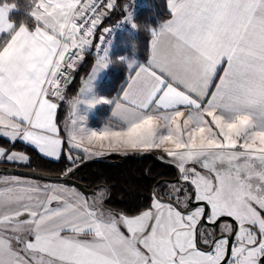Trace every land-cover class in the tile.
<instances>
[{"label":"snow or ice","instance_id":"obj_1","mask_svg":"<svg viewBox=\"0 0 264 264\" xmlns=\"http://www.w3.org/2000/svg\"><path fill=\"white\" fill-rule=\"evenodd\" d=\"M15 7L0 2V163L31 170L0 175V264H264V0H167L143 60L110 55L113 30L137 27L120 0H31L18 25ZM114 9L123 19L94 44ZM110 63L127 65L125 86L88 98ZM101 101L113 107L95 130L79 105ZM109 154L176 171L149 170L140 199L115 206L107 181L72 179ZM35 155L63 167L37 171Z\"/></svg>","mask_w":264,"mask_h":264},{"label":"trees","instance_id":"obj_2","mask_svg":"<svg viewBox=\"0 0 264 264\" xmlns=\"http://www.w3.org/2000/svg\"><path fill=\"white\" fill-rule=\"evenodd\" d=\"M130 0H120V2H129ZM0 2H7L14 4L16 7L10 11V19L17 25L20 21L27 19V13L30 10V0H0ZM167 0H145V4L137 7L134 11V19L140 27H133V31L126 29L124 22H121L124 27L117 32L115 39V50L112 57L118 58L127 55L131 57L133 54L137 55L138 60H143L146 57L147 44L150 39V34L146 30V25L156 26L160 20L168 18ZM123 19V12L117 10H110L109 17H106L98 26L97 37L94 42H98V35L102 27H111L116 22ZM120 36V37H119ZM115 37V36H114ZM135 44V49H134ZM88 63L85 67L82 64L79 70H76L77 75H74V83L76 84L78 78L86 75L95 58L94 50L85 54ZM127 65L123 63H112L106 79L99 85V92L107 96H114L119 93L121 88L125 86L127 78ZM74 84V85H75ZM0 142L5 141L0 138ZM19 148L28 151L30 154L32 150L25 146ZM63 165L58 162L49 161L41 158L38 155L33 157V168L39 171L56 173ZM164 167L158 164L150 157H144L138 160L127 159L119 165L110 164L106 162H94L86 165L80 169L74 178L86 184V186L105 180L113 187L112 203L115 206H126L135 203L141 197V193L151 184L152 176L147 173L151 170L152 175L156 173L165 174Z\"/></svg>","mask_w":264,"mask_h":264},{"label":"crops","instance_id":"obj_3","mask_svg":"<svg viewBox=\"0 0 264 264\" xmlns=\"http://www.w3.org/2000/svg\"><path fill=\"white\" fill-rule=\"evenodd\" d=\"M114 44H115V42H114ZM92 66H93V64H92ZM92 66H91V68H92ZM91 68L89 70L90 72H91ZM90 72H88L86 75H84L82 77L83 78H87V76L89 75ZM107 73H108V71H107ZM74 75H77L76 71L74 72ZM104 77H105V74H102L100 76L99 81H97L96 85H94V88L92 90L93 94H96L97 96H100V97H107V98H111V97L116 96L118 93L115 94L114 96H107V95L99 92V85L101 84V82H103V80L106 79L107 75H106L105 79H103ZM74 84L75 83H74V76H73V79L71 80V82L66 87V95L68 97H71L70 95H71L72 92H73V94H76L77 93L78 88L81 85V79L78 78V80L76 82V84H78V86L74 87L75 86ZM101 104H102V109H104V115L101 116L100 113H99L95 118L94 117H91V116H88L89 113L86 110H84L83 106L80 105L81 114L87 116L86 123H87V126L89 128H92V129H95V130L102 129L103 128V125L107 122L109 116L111 115V111H112L113 105L110 104V103L104 102V101H101ZM66 111H67V105H66V103H62L60 109H58V115L61 118H63L66 115V113H67ZM85 112H87V113H85ZM0 145H3V143L0 142ZM19 146H24V145H18V147ZM22 150H24V149H22ZM0 164H3V163H0ZM0 175H9V174H0Z\"/></svg>","mask_w":264,"mask_h":264},{"label":"rangeland","instance_id":"obj_4","mask_svg":"<svg viewBox=\"0 0 264 264\" xmlns=\"http://www.w3.org/2000/svg\"><path fill=\"white\" fill-rule=\"evenodd\" d=\"M125 3H127L128 4V6H129V8H131V9H133V13H134V11H135V9L137 8V7H139V6H141V5H143V4H145V0H130L129 2H125ZM134 15V14H133ZM124 24H125V27H126V29H128V30H131V31H133V24L132 23H130V22H128V21H124ZM117 35V34H116ZM116 35H115V37H113V43H112V45H111V48H110V55L112 56V54L114 53V50H115V48H116V46H115V44H114V42H115V39L117 40V37H116ZM120 37V36H119ZM95 43H97V42H94V44ZM94 50V49H93ZM95 52V51H94ZM135 57L136 59H138V57H137V55H135V54H133L131 57ZM87 63H88V60H87V57H86V55H85V59H84V61H82L81 62V64H82V67H85L86 65H87ZM94 63V62H93ZM111 64L112 63H110L106 68H104V69H102L98 74H97V77H96V79H95V81H94V85H96V83H97V81H99V79H100V76L102 75V74H105V77H106V75H107V71H108V69L110 68V66H111ZM79 68V67H78ZM75 69L74 70V72L76 71V70H79V69ZM90 72V71H89ZM90 74V73H89ZM105 77L103 78V79H105ZM81 79V78H80ZM102 79V80H103ZM104 81V80H103ZM99 83V82H98ZM76 86H78V84H75V86L74 87H76ZM80 87H81V85H80ZM79 87V88H80ZM79 88H78V91H77V93L76 94H73V92L71 93V97H76V96H79L80 94H79ZM94 88V87H93ZM93 90V89H92ZM93 95H96V94H93V92L91 91V92H89L88 94H87V97L88 98H91ZM97 96V95H96ZM81 106H83V108H84V110H86L89 114H88V116H91V117H96L99 113H100V115L102 116V115H104V109H102V104H101V102H99V103H96V104H94V105H88V104H85V103H81L80 104ZM80 105H79V108H80ZM67 112V111H66ZM87 112H85V113H87ZM89 119V118H88Z\"/></svg>","mask_w":264,"mask_h":264},{"label":"water","instance_id":"obj_5","mask_svg":"<svg viewBox=\"0 0 264 264\" xmlns=\"http://www.w3.org/2000/svg\"><path fill=\"white\" fill-rule=\"evenodd\" d=\"M144 157H150V158H152L153 160H155L158 163L173 167V166H171L170 164H168V163H166L164 161L158 160L152 154H143V155L131 154L129 156H122V155H119V154H109V155H107L105 157H102V158H93V159L87 161L84 166L92 164L94 162H106V163H110V164L119 165V164H122L123 162H125L127 159L138 160V159H141V158H144ZM84 166H82L81 168H83ZM5 168L9 169V171H4ZM30 170L31 169L16 170L11 165L0 164V174L20 175V174H24L26 171H30ZM37 171H39V170H37ZM46 173H48V172H46ZM48 174L49 175H53V176L56 175V173H48ZM72 179L75 181L77 186H80L82 188V190H86V191L89 190L87 187H85L86 184L84 182H82L80 180H77L74 177Z\"/></svg>","mask_w":264,"mask_h":264},{"label":"flooded vegetation","instance_id":"obj_6","mask_svg":"<svg viewBox=\"0 0 264 264\" xmlns=\"http://www.w3.org/2000/svg\"><path fill=\"white\" fill-rule=\"evenodd\" d=\"M155 161V160H154ZM158 163V162H157ZM158 164H160V165H162V166H164V167H167V169H165V174L166 175H169V176H171V175H174L175 174V171H176V169L174 168V167H170V166H167V165H163V164H161V163H158Z\"/></svg>","mask_w":264,"mask_h":264},{"label":"built area","instance_id":"obj_7","mask_svg":"<svg viewBox=\"0 0 264 264\" xmlns=\"http://www.w3.org/2000/svg\"><path fill=\"white\" fill-rule=\"evenodd\" d=\"M105 2H106V0H105ZM119 22V21H118ZM118 22H116L113 26H111V27H115L117 24H118ZM123 27H124V25L121 23L119 26H117L113 31H114V36L116 35V33L117 32H119L120 30H122L123 29Z\"/></svg>","mask_w":264,"mask_h":264},{"label":"clouds","instance_id":"obj_8","mask_svg":"<svg viewBox=\"0 0 264 264\" xmlns=\"http://www.w3.org/2000/svg\"><path fill=\"white\" fill-rule=\"evenodd\" d=\"M30 3H31V0H30ZM140 26L137 25V28H139ZM134 49H135V44H134ZM129 59H136L134 56L133 57H128Z\"/></svg>","mask_w":264,"mask_h":264}]
</instances>
